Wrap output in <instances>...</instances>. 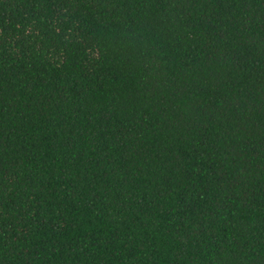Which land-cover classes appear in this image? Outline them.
Here are the masks:
<instances>
[{
  "label": "trees",
  "instance_id": "trees-1",
  "mask_svg": "<svg viewBox=\"0 0 264 264\" xmlns=\"http://www.w3.org/2000/svg\"><path fill=\"white\" fill-rule=\"evenodd\" d=\"M0 264H264V0H0Z\"/></svg>",
  "mask_w": 264,
  "mask_h": 264
}]
</instances>
